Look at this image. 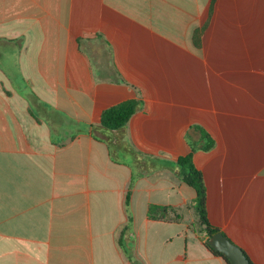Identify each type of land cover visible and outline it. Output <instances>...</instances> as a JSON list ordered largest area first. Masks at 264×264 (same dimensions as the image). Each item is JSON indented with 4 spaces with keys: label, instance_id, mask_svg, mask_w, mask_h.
<instances>
[{
    "label": "crops",
    "instance_id": "obj_1",
    "mask_svg": "<svg viewBox=\"0 0 264 264\" xmlns=\"http://www.w3.org/2000/svg\"><path fill=\"white\" fill-rule=\"evenodd\" d=\"M130 100L126 140L164 166L193 153L211 224L264 264V0H0V264H228L170 169L128 205L134 164L93 127Z\"/></svg>",
    "mask_w": 264,
    "mask_h": 264
},
{
    "label": "trees",
    "instance_id": "obj_2",
    "mask_svg": "<svg viewBox=\"0 0 264 264\" xmlns=\"http://www.w3.org/2000/svg\"><path fill=\"white\" fill-rule=\"evenodd\" d=\"M141 105L142 103L140 100H130L113 106L102 113L100 124L93 127L94 137L108 145L114 161L124 163L126 159H130L131 163L134 164V167L132 166L134 171L128 194V205L131 200L135 182L144 175V172H154L158 169L159 165L151 159L145 158L126 140L128 124L131 118L140 110ZM200 135V149L205 152L212 150L215 145L212 137L201 129ZM193 151H195V149H193ZM159 168L170 169L181 182L192 187L196 191V198L190 205L196 218L193 227L200 236L206 237L204 245L213 255L221 257L228 264H231L224 255L215 251L209 245L210 238L221 231L219 228L212 225L209 220L207 189L204 176L194 164L193 153L180 157L172 166L160 164ZM148 218L152 221L179 222L182 219V215L173 207L150 205L148 208ZM131 221L132 219L130 217L129 226L124 228L121 239L130 232ZM121 239V247L124 248L126 252L129 251L131 245L123 241L121 242ZM250 264L254 263L250 260Z\"/></svg>",
    "mask_w": 264,
    "mask_h": 264
},
{
    "label": "water",
    "instance_id": "obj_3",
    "mask_svg": "<svg viewBox=\"0 0 264 264\" xmlns=\"http://www.w3.org/2000/svg\"><path fill=\"white\" fill-rule=\"evenodd\" d=\"M209 245L217 252L224 255L231 264H250L244 250L233 243L222 232L213 235L209 240Z\"/></svg>",
    "mask_w": 264,
    "mask_h": 264
},
{
    "label": "rangeland",
    "instance_id": "obj_4",
    "mask_svg": "<svg viewBox=\"0 0 264 264\" xmlns=\"http://www.w3.org/2000/svg\"><path fill=\"white\" fill-rule=\"evenodd\" d=\"M204 240H206V237H203Z\"/></svg>",
    "mask_w": 264,
    "mask_h": 264
}]
</instances>
